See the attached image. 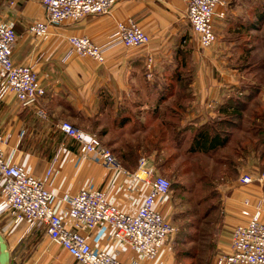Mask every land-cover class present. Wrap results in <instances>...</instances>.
Segmentation results:
<instances>
[{"label":"crops","instance_id":"crops-1","mask_svg":"<svg viewBox=\"0 0 264 264\" xmlns=\"http://www.w3.org/2000/svg\"><path fill=\"white\" fill-rule=\"evenodd\" d=\"M45 16L40 0H0V21L12 25L16 34L11 60L30 66L45 91L30 105L20 104L11 94L0 100L5 161L34 178L44 177L50 168L47 187L58 213L64 197L97 189L133 214L149 191L130 177L138 159L145 158L148 167L159 172L155 159L165 158L175 136L188 144L197 130L206 129L215 145L223 143L197 154L222 167L216 181L220 215L211 230L213 252L206 264L228 254L233 228L246 222L243 210L253 213L259 207L264 220V180L259 179L264 167V0H224L216 7V40L206 48L205 69L199 67L197 52L190 54V68H183L181 51L193 41L196 51L200 47L183 0H119L107 14L50 25L45 39H34L28 26ZM127 21L149 36L147 46L111 45L103 63L71 52L69 37L104 43L118 23ZM177 110L182 117L172 123L169 116ZM62 122L95 135L124 172L106 171L96 156L81 154L79 146L59 131ZM154 142L160 143L158 153ZM243 175H250L252 182L240 184ZM165 200L157 199L161 212ZM8 217L0 216V234L9 264H77L51 244L43 230H31L26 221L14 224ZM87 238L93 249L114 248L105 225ZM120 259L124 264H173L169 248H162L152 262L137 261L128 251Z\"/></svg>","mask_w":264,"mask_h":264},{"label":"built area","instance_id":"built-area-1","mask_svg":"<svg viewBox=\"0 0 264 264\" xmlns=\"http://www.w3.org/2000/svg\"><path fill=\"white\" fill-rule=\"evenodd\" d=\"M119 0H40L45 19L28 26L29 34L37 40L45 39L50 25L77 22L86 16L107 14ZM188 22L198 37L201 48L210 47L216 40L212 29L215 9L224 0H183ZM223 14L221 13L220 16ZM71 52L81 58L104 62V51L111 45L125 48L147 46L149 36L132 21L118 23L113 34L104 43H95L87 37H69ZM16 42L13 26L0 21V100L13 95L22 105H30L45 94L30 66L18 65L11 60ZM43 116L42 112L39 113ZM58 129L73 140L83 155H94L106 171L124 172L113 154L90 133L62 122ZM6 137L0 133V215H7L14 224L26 221L34 230H43L49 242L63 249L77 264H124L120 256L124 251L137 261L152 262L163 248L167 238L174 233L157 208V199L166 200L171 194L170 183L154 176L145 158L138 159L137 170L130 177L149 189L141 205L133 214L118 208L97 189H81L63 198L61 212L51 206L53 193L47 187L51 175L49 168L42 178L28 175L26 170L5 161L2 147ZM125 174V173H124ZM264 180V168L259 176ZM240 184L252 182L250 175H243ZM248 205L247 202L244 203ZM246 222L235 226L231 233L230 251L216 258L214 264H264V220L261 210L253 213L243 210ZM105 225L110 232L114 248L93 249L87 234Z\"/></svg>","mask_w":264,"mask_h":264},{"label":"rangeland","instance_id":"rangeland-1","mask_svg":"<svg viewBox=\"0 0 264 264\" xmlns=\"http://www.w3.org/2000/svg\"><path fill=\"white\" fill-rule=\"evenodd\" d=\"M195 37L198 39L197 35ZM205 51L201 47L196 51V41H193L192 47L181 51L183 68H190V54L197 52L199 67L205 69ZM187 147L185 143L164 151L165 157L173 156L171 161L161 172L152 171L154 176L165 178L172 184L162 212L174 233L167 238L163 249L171 250L173 264H206L213 252L211 230L220 215L221 194L216 181L222 176L218 170L222 167L206 155H186Z\"/></svg>","mask_w":264,"mask_h":264},{"label":"trees","instance_id":"trees-1","mask_svg":"<svg viewBox=\"0 0 264 264\" xmlns=\"http://www.w3.org/2000/svg\"><path fill=\"white\" fill-rule=\"evenodd\" d=\"M174 112H173V115L169 116L172 119L171 120L172 123L175 122V120H174L175 117H179V118L182 117L180 115V113L182 111L177 110V111H174ZM175 115H177V116H175ZM172 127L174 129L176 128L177 130H179L180 133L183 132V129L179 128V126H175V124L172 125ZM210 138H211V136L208 135L206 129L197 130L196 134L195 135L193 134V136L189 139L188 147H187V149L185 151V154L186 155L207 154L209 150L212 151L215 148H217L218 146H222L223 145V143L220 142V141H219V143L217 141L216 143H218V144L215 145L212 142L213 139L212 138L210 139ZM218 138H220V136ZM182 140H183V138L181 137V135L180 136H175V138L173 140H171V142L169 143V147L176 149L177 147H179L181 145V143L183 142ZM159 145H160L159 142H154V144H153V148L157 150V153L160 151V148H161V146H159ZM172 157L171 156L165 157L161 161L158 158H156L155 161H156V165H157V170H159V172H161L165 168V166H167L168 163L171 161ZM170 189H172V184L171 183H170ZM166 221L169 222L168 219H166Z\"/></svg>","mask_w":264,"mask_h":264},{"label":"water","instance_id":"water-1","mask_svg":"<svg viewBox=\"0 0 264 264\" xmlns=\"http://www.w3.org/2000/svg\"><path fill=\"white\" fill-rule=\"evenodd\" d=\"M10 256L7 245L0 234V264H9Z\"/></svg>","mask_w":264,"mask_h":264}]
</instances>
